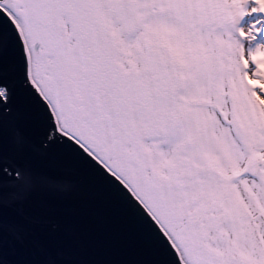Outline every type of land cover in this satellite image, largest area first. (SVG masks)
Listing matches in <instances>:
<instances>
[{
	"label": "snow or ice",
	"instance_id": "6c2138e0",
	"mask_svg": "<svg viewBox=\"0 0 264 264\" xmlns=\"http://www.w3.org/2000/svg\"><path fill=\"white\" fill-rule=\"evenodd\" d=\"M101 182L141 264H264V0H0V264L63 178Z\"/></svg>",
	"mask_w": 264,
	"mask_h": 264
},
{
	"label": "water",
	"instance_id": "95a60500",
	"mask_svg": "<svg viewBox=\"0 0 264 264\" xmlns=\"http://www.w3.org/2000/svg\"><path fill=\"white\" fill-rule=\"evenodd\" d=\"M41 164L64 185L34 197L24 246L6 235L9 264H141L148 259V240L101 182L58 152Z\"/></svg>",
	"mask_w": 264,
	"mask_h": 264
}]
</instances>
